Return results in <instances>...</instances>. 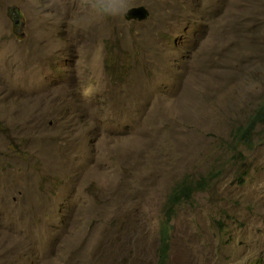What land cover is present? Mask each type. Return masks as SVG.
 <instances>
[{"label": "rangeland", "instance_id": "1", "mask_svg": "<svg viewBox=\"0 0 264 264\" xmlns=\"http://www.w3.org/2000/svg\"><path fill=\"white\" fill-rule=\"evenodd\" d=\"M133 6L0 0V264H264V0Z\"/></svg>", "mask_w": 264, "mask_h": 264}, {"label": "trees", "instance_id": "2", "mask_svg": "<svg viewBox=\"0 0 264 264\" xmlns=\"http://www.w3.org/2000/svg\"><path fill=\"white\" fill-rule=\"evenodd\" d=\"M257 123H264V99L254 110L253 114H251L244 126L236 127L233 132V140L234 143L237 144L239 142H246L247 146H250L252 136L251 134L255 130V125ZM242 177H239L238 180L241 181ZM203 181H192L188 178H183L179 182H177L171 189L169 199L167 200V213H171L173 207L181 201L188 200L191 195L201 188ZM171 216L166 215L162 219V223L159 225V264H164L166 261V253H167V237L170 228V220Z\"/></svg>", "mask_w": 264, "mask_h": 264}, {"label": "clouds", "instance_id": "3", "mask_svg": "<svg viewBox=\"0 0 264 264\" xmlns=\"http://www.w3.org/2000/svg\"><path fill=\"white\" fill-rule=\"evenodd\" d=\"M79 6L101 18H120L130 7V0H78Z\"/></svg>", "mask_w": 264, "mask_h": 264}, {"label": "water", "instance_id": "4", "mask_svg": "<svg viewBox=\"0 0 264 264\" xmlns=\"http://www.w3.org/2000/svg\"><path fill=\"white\" fill-rule=\"evenodd\" d=\"M147 15V10L143 6H133L128 8L125 16L127 19L129 18H136V19H143Z\"/></svg>", "mask_w": 264, "mask_h": 264}, {"label": "bare ground", "instance_id": "5", "mask_svg": "<svg viewBox=\"0 0 264 264\" xmlns=\"http://www.w3.org/2000/svg\"><path fill=\"white\" fill-rule=\"evenodd\" d=\"M94 23V22H93ZM61 129H62V127H61ZM54 161V160H53Z\"/></svg>", "mask_w": 264, "mask_h": 264}]
</instances>
